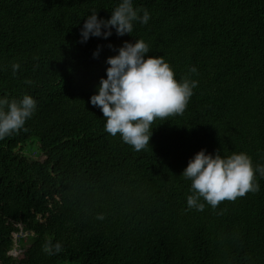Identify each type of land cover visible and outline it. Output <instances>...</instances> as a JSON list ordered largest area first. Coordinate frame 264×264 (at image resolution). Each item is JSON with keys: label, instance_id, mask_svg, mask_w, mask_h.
<instances>
[{"label": "trees", "instance_id": "obj_1", "mask_svg": "<svg viewBox=\"0 0 264 264\" xmlns=\"http://www.w3.org/2000/svg\"><path fill=\"white\" fill-rule=\"evenodd\" d=\"M121 2L0 0V100L37 102L23 129L0 139V264H264V177L257 193L199 212L186 210L182 176L201 150L264 166V0H132L148 24L83 41L87 18L108 20ZM139 39L145 58L198 85L137 152L105 131L90 98L107 59ZM19 232L28 236L14 242ZM49 238L64 251L45 254Z\"/></svg>", "mask_w": 264, "mask_h": 264}, {"label": "clouds", "instance_id": "obj_2", "mask_svg": "<svg viewBox=\"0 0 264 264\" xmlns=\"http://www.w3.org/2000/svg\"><path fill=\"white\" fill-rule=\"evenodd\" d=\"M139 11L134 9L132 0H122L108 20L98 19L93 12L81 31L83 41L90 36L107 38L112 34V28L119 36L131 34L134 22L143 25L149 22V12L144 10L140 16ZM102 28L106 31L102 32ZM149 51V44L142 39L134 44L125 42L118 55L107 59L110 65L106 70L107 78H101L98 94L90 98L91 104L99 107L106 119L105 131L113 137L119 134L122 141L137 152L149 147L152 125L157 119L165 121L169 117L183 115L193 96V89L198 85L197 81L188 77L178 82L163 57L145 58ZM96 55L98 51L94 53ZM19 68L18 63L13 64V74ZM196 72L195 67L190 69V73ZM5 106L7 110H4ZM36 108L37 102L29 95H25L19 103L0 100V139L23 129ZM257 172L264 177V166L254 168L251 158L245 153H233L224 158L219 153L213 156L201 150L182 173L191 182L186 210L203 212L207 206L216 211L225 202L234 203L248 193H257ZM226 211L221 209L216 214L223 215ZM95 218L103 221L106 217L100 213ZM42 251L48 256H55L64 248L61 242L53 243L49 238L42 245Z\"/></svg>", "mask_w": 264, "mask_h": 264}, {"label": "rangeland", "instance_id": "obj_3", "mask_svg": "<svg viewBox=\"0 0 264 264\" xmlns=\"http://www.w3.org/2000/svg\"><path fill=\"white\" fill-rule=\"evenodd\" d=\"M30 148V146H26V149ZM28 236L27 232H19L18 234L13 235V241L16 242L19 237H23L26 239ZM19 253V250L17 249V246L14 245L12 251L10 252L11 255L16 256Z\"/></svg>", "mask_w": 264, "mask_h": 264}]
</instances>
